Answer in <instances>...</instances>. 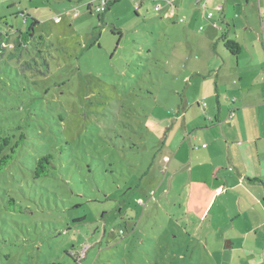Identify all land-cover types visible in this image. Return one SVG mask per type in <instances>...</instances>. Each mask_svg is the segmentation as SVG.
Wrapping results in <instances>:
<instances>
[{"label":"rangeland","instance_id":"rangeland-1","mask_svg":"<svg viewBox=\"0 0 264 264\" xmlns=\"http://www.w3.org/2000/svg\"><path fill=\"white\" fill-rule=\"evenodd\" d=\"M223 2L174 0L179 22L169 0H118L102 13L98 0H0L1 38L37 21L27 48L48 63L40 74L19 68L25 53L0 56V135L24 137L0 172V264H78L73 252L80 264L259 262L240 240L232 250L220 231L195 233L184 209L200 210V194L191 185L186 196L185 154L170 168L164 158L216 107L214 81L196 77L197 14ZM199 93L212 96L201 108Z\"/></svg>","mask_w":264,"mask_h":264},{"label":"crops","instance_id":"crops-1","mask_svg":"<svg viewBox=\"0 0 264 264\" xmlns=\"http://www.w3.org/2000/svg\"><path fill=\"white\" fill-rule=\"evenodd\" d=\"M223 1L216 6L215 15L197 14L204 25L197 29L204 49L203 69L196 77L214 81L216 107L207 111L208 123L187 125L186 132L197 131L185 138L179 151L172 149L171 156L164 158H170V168L181 150L185 154L179 157L181 170L189 171L186 196L191 185L200 194L201 209L195 211L199 217L186 205L184 209V215L197 218L195 233L203 231L202 237H206L220 231L228 239V248L235 250L236 240H240L243 253L255 254L257 264H264V0ZM201 2L206 6L207 0ZM201 2L196 0V4ZM173 7L174 14H170L168 5L166 16L178 20L175 4ZM222 32L240 46L236 63L219 39ZM204 97L210 100L212 96L199 93L197 107L201 108L198 100ZM230 111L234 113L231 118ZM192 142L199 146L193 147ZM194 169L197 183L192 178Z\"/></svg>","mask_w":264,"mask_h":264},{"label":"trees","instance_id":"trees-1","mask_svg":"<svg viewBox=\"0 0 264 264\" xmlns=\"http://www.w3.org/2000/svg\"><path fill=\"white\" fill-rule=\"evenodd\" d=\"M118 0H109L107 6L104 10L107 11L111 5L116 3ZM92 3L87 4V9L91 12ZM102 13V12H99ZM180 19H182L180 21ZM177 21L182 22L184 21L183 18H179ZM37 24V21H34L30 24L26 32H19L14 33L13 37L11 33H6V39H2V33L0 32V56H3L6 53V49H9L10 52L8 53L9 59H16L19 61L22 54L25 53L26 59L22 60L19 64V68L21 70H34L40 74H45L48 72V63L47 61L39 62L37 53L34 50L28 51L27 45L28 43L32 42L36 39L34 26ZM225 50L234 57H237L240 53V46L239 44L228 37L227 32H222L219 38ZM44 65L42 70L38 69V66ZM24 137L21 135L19 140L12 142L9 136H1L0 135V172L9 164L10 160L12 159L14 149L19 145L21 140ZM44 163H48V157H42L37 161L35 174L45 175V169L43 167ZM264 186V182L262 183ZM68 255L72 258L75 263L80 264L82 256L78 252L68 253Z\"/></svg>","mask_w":264,"mask_h":264},{"label":"built area","instance_id":"built-area-1","mask_svg":"<svg viewBox=\"0 0 264 264\" xmlns=\"http://www.w3.org/2000/svg\"><path fill=\"white\" fill-rule=\"evenodd\" d=\"M108 1H109V0H98V5H97V7H95L96 12H104V10H105V8H106V6H107ZM131 1L135 2V0H131ZM198 2H201V0H198ZM204 5H205V4L203 3V6H204ZM158 8H159V7H155L156 10H157ZM220 8H221V6H218V7H217L218 10H219ZM169 11H170V14H174V7H173V4H172V0H169ZM207 15H208V17H211V16H212V13L209 12ZM181 20H182V19H180V21H181ZM233 114H234L233 112H230L229 115H228V117L231 118ZM168 160H169L168 157H166V158H165V161L167 162Z\"/></svg>","mask_w":264,"mask_h":264}]
</instances>
